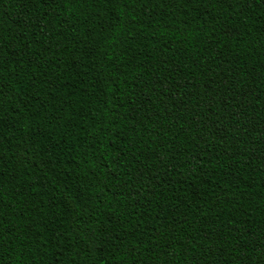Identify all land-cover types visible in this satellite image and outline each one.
Wrapping results in <instances>:
<instances>
[{
	"label": "trees",
	"instance_id": "16d2710c",
	"mask_svg": "<svg viewBox=\"0 0 264 264\" xmlns=\"http://www.w3.org/2000/svg\"><path fill=\"white\" fill-rule=\"evenodd\" d=\"M0 264H264V0H0Z\"/></svg>",
	"mask_w": 264,
	"mask_h": 264
}]
</instances>
